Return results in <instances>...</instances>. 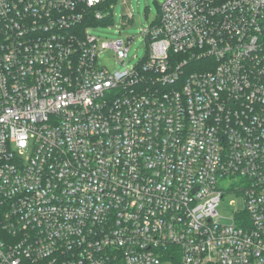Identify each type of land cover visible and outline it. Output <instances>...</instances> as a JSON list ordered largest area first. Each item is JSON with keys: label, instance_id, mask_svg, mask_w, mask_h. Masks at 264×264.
<instances>
[{"label": "built area", "instance_id": "obj_1", "mask_svg": "<svg viewBox=\"0 0 264 264\" xmlns=\"http://www.w3.org/2000/svg\"><path fill=\"white\" fill-rule=\"evenodd\" d=\"M103 1L0 0V264H264V0H164L131 69Z\"/></svg>", "mask_w": 264, "mask_h": 264}, {"label": "rangeland", "instance_id": "obj_2", "mask_svg": "<svg viewBox=\"0 0 264 264\" xmlns=\"http://www.w3.org/2000/svg\"><path fill=\"white\" fill-rule=\"evenodd\" d=\"M164 0H114L112 9L108 10L109 20L90 29V34L98 45L115 40L128 41V58L126 68L131 69L146 53V42L141 36V30L154 23L160 15V7ZM97 63L109 70L124 71L118 64L111 49L102 50ZM226 190V182L219 183ZM244 207L240 196L225 194L217 208L219 219L228 224L236 211Z\"/></svg>", "mask_w": 264, "mask_h": 264}, {"label": "trees", "instance_id": "obj_3", "mask_svg": "<svg viewBox=\"0 0 264 264\" xmlns=\"http://www.w3.org/2000/svg\"><path fill=\"white\" fill-rule=\"evenodd\" d=\"M114 0H104L101 4L100 7H98L96 10L100 11L101 14H103V20H96L94 16H92V13H90L87 18L85 23H83V28L85 26H97L99 24H102L103 22H108L109 20V15H108V10L112 9V3Z\"/></svg>", "mask_w": 264, "mask_h": 264}]
</instances>
